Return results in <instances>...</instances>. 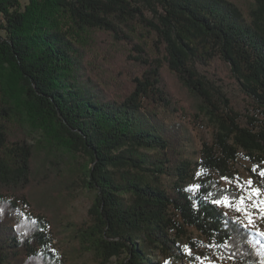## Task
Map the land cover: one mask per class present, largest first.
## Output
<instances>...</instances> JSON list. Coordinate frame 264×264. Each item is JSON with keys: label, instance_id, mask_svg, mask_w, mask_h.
<instances>
[{"label": "trees", "instance_id": "1", "mask_svg": "<svg viewBox=\"0 0 264 264\" xmlns=\"http://www.w3.org/2000/svg\"><path fill=\"white\" fill-rule=\"evenodd\" d=\"M136 27L151 53L133 41ZM0 31V264L87 252L96 264H164L159 253L188 259L177 241L186 227L229 264H264V239L212 202L239 195L219 178L240 179V152L264 161V0H0ZM100 34L133 53L104 63ZM217 60L250 100L236 102L243 113L199 72ZM163 66L192 111L175 102ZM162 110L212 123L198 161ZM77 189L94 192L87 219L62 226ZM59 230L71 241L63 255L51 249Z\"/></svg>", "mask_w": 264, "mask_h": 264}, {"label": "rangeland", "instance_id": "2", "mask_svg": "<svg viewBox=\"0 0 264 264\" xmlns=\"http://www.w3.org/2000/svg\"><path fill=\"white\" fill-rule=\"evenodd\" d=\"M27 0H21L22 4L26 3ZM240 5L242 8H248L253 0H232ZM134 29V28H133ZM2 34V31H0ZM133 36V41L137 44L145 46L147 51L151 53L152 49L149 47V41L145 37L146 32L136 27L131 31ZM99 45L102 48L98 55V58L103 57L105 54L116 56L119 55L121 50L122 55L118 58L117 62H120L121 59L127 58V53H133L131 50V45L124 43H118L111 35L100 34L99 35ZM147 41V43L145 42ZM151 46V45H150ZM104 54V55H103ZM109 56H104V63L112 62L109 60ZM131 63L126 60L124 61V66L128 69H133V67L127 65ZM112 65V64H109ZM131 65V64H130ZM118 70V68H116ZM201 75L205 76L206 81L212 86L215 93L222 95L224 98H228L232 103V107L237 112H242L241 106L236 105V102H239L240 105L246 106L250 103L249 99L242 92L241 87L235 78H233L223 64L221 60L215 61L210 67L199 68ZM162 74L165 77L168 87L171 91V94L175 102L180 106L188 107L191 110V105L193 98L189 91L179 82L175 75L166 67L163 66ZM192 111V110H191ZM164 119L167 122H178L183 126L184 132L188 137V141L185 145V157L191 161H198L199 152L204 142L211 143L213 137L214 127L212 123L203 115H197L194 112L191 116H178L179 114L170 113L167 111H160ZM81 161H84L83 158H80ZM264 169V161L256 164L251 162L243 152H240L239 159L233 164V168L237 171V175L240 177V183H244L248 178L252 176L253 168ZM220 185L222 187H233L235 188L236 180L225 181L222 178H219ZM195 183L187 185V189L190 192H194ZM236 189V188H235ZM264 191V190H262ZM94 192L87 189H77L73 197H70L64 205V210L61 214V225L65 226L67 223H81L87 219V211L91 203L94 200ZM257 199H264V194H262ZM220 207V206H219ZM224 213H227L228 216L232 217L235 220H239L240 224H247V221L242 213L233 212L227 208L220 207ZM251 211L256 212V209H251ZM255 226L254 227H245L252 233L258 235L261 239H264V235H260V232H264V220L259 218L257 214L255 217ZM60 231V230H59ZM61 233V236L56 238L53 241L51 246L52 251L58 255H63V251L67 245L71 244V241L67 240L64 236V233ZM178 243L183 249V253L188 259H176L173 256L158 254V260L165 264V261H168V264H229L228 261L223 257L217 248H210L209 243L201 236V234L192 227H186V233L178 237ZM187 245L192 253L193 257H189L185 251L184 246ZM62 257H66L65 255ZM195 257H208L206 260H197ZM62 264H96V261L91 253L87 252L81 255L76 259H67L64 258ZM191 259V260H189Z\"/></svg>", "mask_w": 264, "mask_h": 264}, {"label": "snow or ice", "instance_id": "3", "mask_svg": "<svg viewBox=\"0 0 264 264\" xmlns=\"http://www.w3.org/2000/svg\"><path fill=\"white\" fill-rule=\"evenodd\" d=\"M253 173L257 172V169L254 167L252 169ZM197 175H200L197 173ZM258 176L262 182H264V169H261L258 172ZM225 181H229L228 177H222ZM196 188L199 185L194 186ZM236 191L239 193L238 196H223L219 199H214L212 202L216 206L227 208L233 212L242 213L247 221V224H240V221H235L237 224H240L241 227H254L255 226V217L258 214L261 220H264V199H257L264 191L258 186L255 185V182L250 177L244 183H240L239 178H236L235 184ZM227 191V190H225ZM251 209H256V212L251 211ZM227 214V213H225ZM260 235H264V232H260ZM219 245H209L210 248H216ZM184 251L189 257H193L191 249L185 245ZM197 260H206L208 257H195ZM165 264H168V261H165Z\"/></svg>", "mask_w": 264, "mask_h": 264}]
</instances>
